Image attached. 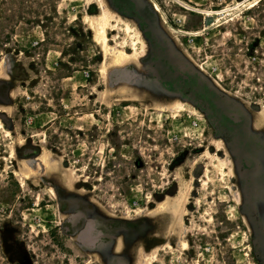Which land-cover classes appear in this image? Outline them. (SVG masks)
<instances>
[{
	"label": "rangeland",
	"instance_id": "374dc122",
	"mask_svg": "<svg viewBox=\"0 0 264 264\" xmlns=\"http://www.w3.org/2000/svg\"><path fill=\"white\" fill-rule=\"evenodd\" d=\"M181 1L0 0V264H264V0Z\"/></svg>",
	"mask_w": 264,
	"mask_h": 264
},
{
	"label": "bare ground",
	"instance_id": "6f19581e",
	"mask_svg": "<svg viewBox=\"0 0 264 264\" xmlns=\"http://www.w3.org/2000/svg\"><path fill=\"white\" fill-rule=\"evenodd\" d=\"M175 1H178V2L186 5L181 0H175ZM98 2L100 4L99 6H100L101 11H100V14L96 17V21L95 22L92 21V27L96 28L97 35L101 39L103 45H105V47H108L109 52H111L115 56V64L116 65H123L124 63L128 62L130 59H135L136 56L138 55V53H140L139 52L140 50L137 46L139 39L132 41V48H133L132 52H127V50H125L124 48H114V47L108 46V44L106 42L105 29H106V27L111 26L114 22L119 21L122 18L117 14V12L110 5H108L105 2V0H98ZM253 4L254 3H252L250 6H252ZM194 9L198 10L197 8H194ZM199 11H200V9H199ZM85 20H89L88 15L85 17ZM140 44L142 45L141 49L143 52L144 47H145V43H144V41L140 40ZM4 65H6L5 59L0 61V68L4 67ZM35 161L37 163V166L43 163L39 159H35ZM27 163H29V162H27ZM26 167H28L27 168L28 170H31V167L29 165ZM151 261H152V259H151ZM151 261L148 264H152Z\"/></svg>",
	"mask_w": 264,
	"mask_h": 264
}]
</instances>
